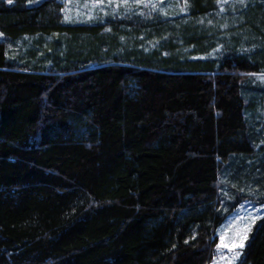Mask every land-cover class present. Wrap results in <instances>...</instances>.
Instances as JSON below:
<instances>
[{"label": "trees", "instance_id": "obj_1", "mask_svg": "<svg viewBox=\"0 0 264 264\" xmlns=\"http://www.w3.org/2000/svg\"><path fill=\"white\" fill-rule=\"evenodd\" d=\"M74 1L0 0V264H210L249 203L234 264H264V83L224 44L241 0Z\"/></svg>", "mask_w": 264, "mask_h": 264}, {"label": "rangeland", "instance_id": "obj_2", "mask_svg": "<svg viewBox=\"0 0 264 264\" xmlns=\"http://www.w3.org/2000/svg\"><path fill=\"white\" fill-rule=\"evenodd\" d=\"M128 1L130 2V0L74 1L70 3L66 15L69 18H89L93 17L97 11L104 13L109 5L114 9L119 6H128ZM241 2L244 11L242 24L236 34L226 39L224 44L232 49L235 55L253 59L259 67L256 79L259 83H264L262 78L264 77V0H241ZM258 210L259 208L251 203L240 204L236 211L224 220L218 232L221 249L210 264H234L235 254L241 248L239 245L243 236Z\"/></svg>", "mask_w": 264, "mask_h": 264}, {"label": "snow or ice", "instance_id": "obj_3", "mask_svg": "<svg viewBox=\"0 0 264 264\" xmlns=\"http://www.w3.org/2000/svg\"><path fill=\"white\" fill-rule=\"evenodd\" d=\"M12 2H13V0H8V3H12ZM262 78H264V77H262ZM258 218H259V217H257V219H258ZM253 222H254V221H253ZM248 231H251V228H250V227L248 228ZM221 239L223 240V237H222ZM247 239H248L247 232H245V234H244V236H243V239H242V241H241L239 247L243 248V247H244V243H243V241H244V240H247ZM223 246L227 247V245H223ZM218 247H219V246H218ZM239 255H240V253H236L234 258H238Z\"/></svg>", "mask_w": 264, "mask_h": 264}]
</instances>
